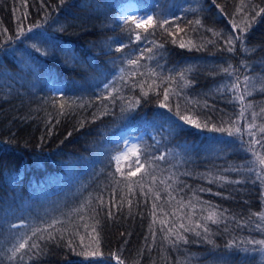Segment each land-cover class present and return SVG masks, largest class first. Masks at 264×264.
Listing matches in <instances>:
<instances>
[{
    "label": "trees",
    "instance_id": "1",
    "mask_svg": "<svg viewBox=\"0 0 264 264\" xmlns=\"http://www.w3.org/2000/svg\"><path fill=\"white\" fill-rule=\"evenodd\" d=\"M261 128L264 0H0V264H264Z\"/></svg>",
    "mask_w": 264,
    "mask_h": 264
},
{
    "label": "rangeland",
    "instance_id": "2",
    "mask_svg": "<svg viewBox=\"0 0 264 264\" xmlns=\"http://www.w3.org/2000/svg\"><path fill=\"white\" fill-rule=\"evenodd\" d=\"M128 6L130 7L132 5L129 4ZM129 9L130 10L124 12V15L128 16L129 14H133V18H135L136 21H143V23L146 22V17H144V15L136 14L137 12L133 11V8ZM116 139L121 143V152L117 156L119 164L124 168H129L132 172H137L141 165L138 152L140 140L138 134H134V131L128 130L118 135Z\"/></svg>",
    "mask_w": 264,
    "mask_h": 264
},
{
    "label": "snow or ice",
    "instance_id": "3",
    "mask_svg": "<svg viewBox=\"0 0 264 264\" xmlns=\"http://www.w3.org/2000/svg\"><path fill=\"white\" fill-rule=\"evenodd\" d=\"M149 20H151V18H149ZM134 23H136L137 24V27H139L142 23H143V21H133ZM139 38V37H138ZM182 47H183V45H181ZM230 51H231V49H229ZM197 127H199V125H196ZM261 131L262 132H264V128H261ZM261 163H264V159H262L261 160ZM211 218V217H210ZM215 222V221H214ZM35 234V233H34ZM257 243H261V244H264V241H259V242H257ZM25 247V244H21L20 245V248H24ZM32 247H37V245H35V244H33L32 245ZM19 249H17V251H18ZM93 255H95V253H93ZM117 260L119 261V258L117 257ZM119 264H122V261L121 262H119Z\"/></svg>",
    "mask_w": 264,
    "mask_h": 264
}]
</instances>
